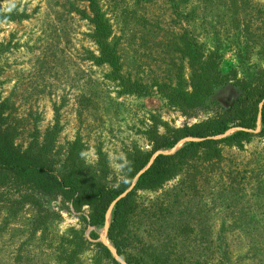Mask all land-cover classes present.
Wrapping results in <instances>:
<instances>
[{
    "label": "rangeland",
    "instance_id": "374dc122",
    "mask_svg": "<svg viewBox=\"0 0 264 264\" xmlns=\"http://www.w3.org/2000/svg\"><path fill=\"white\" fill-rule=\"evenodd\" d=\"M97 2L118 71L102 60L88 0H0V102L6 103L5 126L18 151L41 144L54 130L45 158L54 172L74 169L66 156L77 141L75 168L113 186L124 177L115 166L119 157L127 161L134 150L148 152L155 133L226 110L241 86L264 70V0ZM188 41L202 61L216 57L228 81L195 108L182 110L166 90L192 91L190 59L181 53ZM127 79L145 89L123 93ZM260 130L258 122L240 145L221 143L222 159L214 166L200 159L197 185L180 175L138 191L130 226L139 243L152 249L147 263L264 264ZM188 140L157 153H172ZM112 211L102 225L89 227L83 220L87 207L76 210L57 194L3 180L0 264H110L96 241L126 264L107 235Z\"/></svg>",
    "mask_w": 264,
    "mask_h": 264
},
{
    "label": "trees",
    "instance_id": "16d2710c",
    "mask_svg": "<svg viewBox=\"0 0 264 264\" xmlns=\"http://www.w3.org/2000/svg\"><path fill=\"white\" fill-rule=\"evenodd\" d=\"M88 1L92 13L91 22L95 28L94 38L100 48L102 60L118 71L117 57L107 41L110 27L97 0ZM181 53L190 59L193 70L192 91L175 89L168 93L166 90V97L174 106L188 110L198 106L204 95L228 80L219 72L216 57L209 56L206 62L202 61L203 55L192 42H186ZM122 88L123 93H141L145 89L129 79L122 81ZM6 108V103L0 102V183L11 179L16 186L24 185L28 189L57 194L76 210L87 207L89 213L83 220L89 227L102 225L108 209L113 206L107 235L117 256L126 264H167L147 263L149 261L145 257H153L152 249L139 243L140 239L130 226L139 208L138 191L159 188L180 175H188L190 181L197 185V179L203 172L197 162L201 159L203 163H212L214 166L221 161V143L240 145L241 140L254 135L252 131L256 129L258 122L261 130L257 135L264 136V70L257 72L250 83L241 86L239 94L226 110L190 125L167 128L163 134L155 133L148 152L134 150L128 153L127 163L123 168L124 177L113 186L88 177L75 168L78 166L77 141L72 144L66 156V161L73 163L74 166L70 167L74 169L61 174L54 172L45 161L53 142L54 130L46 133L41 144L34 141L27 151H18L13 143V135L7 132L9 127L5 126L8 118ZM233 128L239 130L232 135L217 138ZM186 139L190 140L172 153H157L175 148ZM187 181V178L182 179L180 184ZM91 234L93 238H98L94 232ZM95 244L102 249L101 258H105L110 264H122L112 256L106 245L99 241Z\"/></svg>",
    "mask_w": 264,
    "mask_h": 264
},
{
    "label": "clouds",
    "instance_id": "9594fccd",
    "mask_svg": "<svg viewBox=\"0 0 264 264\" xmlns=\"http://www.w3.org/2000/svg\"><path fill=\"white\" fill-rule=\"evenodd\" d=\"M81 156H84L85 155V153H83V152H81V154H80ZM119 159L122 161L121 163H119V164H116L115 166H116V168L118 169V170H120V169H123L125 166H126V160H124V158L121 156V157H119Z\"/></svg>",
    "mask_w": 264,
    "mask_h": 264
}]
</instances>
